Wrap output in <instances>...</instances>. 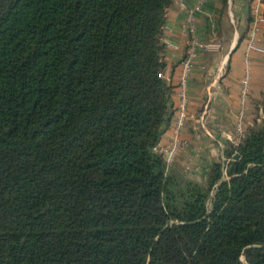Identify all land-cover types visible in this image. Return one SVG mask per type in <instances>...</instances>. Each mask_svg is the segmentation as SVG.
I'll use <instances>...</instances> for the list:
<instances>
[{
	"label": "trees",
	"instance_id": "1",
	"mask_svg": "<svg viewBox=\"0 0 264 264\" xmlns=\"http://www.w3.org/2000/svg\"><path fill=\"white\" fill-rule=\"evenodd\" d=\"M171 2L0 0V264H264V98L204 183L153 150Z\"/></svg>",
	"mask_w": 264,
	"mask_h": 264
},
{
	"label": "crops",
	"instance_id": "2",
	"mask_svg": "<svg viewBox=\"0 0 264 264\" xmlns=\"http://www.w3.org/2000/svg\"><path fill=\"white\" fill-rule=\"evenodd\" d=\"M196 1L172 0L163 26V36H167L177 46H165L164 49V73L172 86L173 110L178 100L179 63L189 47L188 36L181 34V26ZM263 8L264 4L260 0H205L202 10L194 13L197 39L215 46L198 49L193 59L187 81L188 118L181 130L187 145L177 152L173 164L198 182H205L210 162L223 158L224 149L229 143H237L238 136L254 114L255 106L261 112L264 52L248 50L247 32L256 14H262ZM256 40L259 46L264 47V21L259 24ZM248 66L250 87L242 105L241 79ZM242 108L243 130L240 131L235 125ZM172 134L170 122L159 143L168 145ZM185 166L189 170H185Z\"/></svg>",
	"mask_w": 264,
	"mask_h": 264
},
{
	"label": "built area",
	"instance_id": "3",
	"mask_svg": "<svg viewBox=\"0 0 264 264\" xmlns=\"http://www.w3.org/2000/svg\"><path fill=\"white\" fill-rule=\"evenodd\" d=\"M205 0H197L191 9H189L185 22L181 26V34L188 36L189 47L186 50V55L180 61V80L177 86V103L175 105V110L172 118V139L168 145L162 146L160 143H157L153 150L160 152L167 164H172L175 158V155L180 150V148L187 145V140L181 136V130L188 118V102L189 95L187 92V81L190 75V70L192 67L193 59L197 54L198 49H209L215 46L212 43H204L197 39L196 30L194 24V13L200 12L202 10V5ZM264 21L261 14H256V17L252 24L250 25L247 32L248 40V50H255L259 52H264V47L258 45L256 40V34L259 30V24ZM162 42L165 46H171L176 48L175 44H172L167 36L162 35ZM161 75V74H160ZM250 70L249 66L247 67L244 75L241 79V89H240V100L242 105L247 98L249 87H250ZM243 108L240 110L238 115L237 127L240 128L243 116ZM224 158V157H223ZM222 158V159H223Z\"/></svg>",
	"mask_w": 264,
	"mask_h": 264
},
{
	"label": "rangeland",
	"instance_id": "4",
	"mask_svg": "<svg viewBox=\"0 0 264 264\" xmlns=\"http://www.w3.org/2000/svg\"><path fill=\"white\" fill-rule=\"evenodd\" d=\"M255 108H257V112H258V111H259V107H258V106H255ZM256 115H257V116H261L262 114H261V112L259 111L258 113H256ZM242 120H243V118H242ZM236 123H237V121H236ZM236 126H237V124L235 125V127H236ZM242 128H243V125H242V122H241V126H240V128H239L240 131L243 130ZM239 129H238V130H239ZM220 159H222V158H220ZM184 169H185V170H189L186 166L184 167ZM185 172H186V171H185Z\"/></svg>",
	"mask_w": 264,
	"mask_h": 264
},
{
	"label": "water",
	"instance_id": "5",
	"mask_svg": "<svg viewBox=\"0 0 264 264\" xmlns=\"http://www.w3.org/2000/svg\"><path fill=\"white\" fill-rule=\"evenodd\" d=\"M235 157H237V154L235 155Z\"/></svg>",
	"mask_w": 264,
	"mask_h": 264
}]
</instances>
